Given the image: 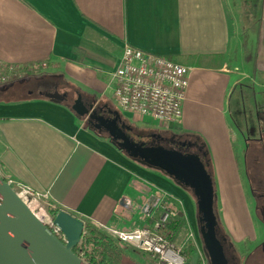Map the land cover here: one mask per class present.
I'll use <instances>...</instances> for the list:
<instances>
[{"label": "crops", "instance_id": "0c3cea01", "mask_svg": "<svg viewBox=\"0 0 264 264\" xmlns=\"http://www.w3.org/2000/svg\"><path fill=\"white\" fill-rule=\"evenodd\" d=\"M251 6L257 10L254 50L246 34L238 41L241 15ZM125 44L188 69L179 123L161 128L150 118L116 107L110 79ZM0 63L28 71L0 85V175L47 193L54 209L84 225L133 231L151 226L165 211L169 220L183 215L186 206L192 215L195 200L175 181L119 150L106 135L79 123L72 100L92 105L91 111L117 112L132 128L125 116L148 125L147 139L188 140L201 158L207 154L220 191L221 180L228 177L239 189L235 114L227 99L237 87L245 88L252 93L249 100L256 99L251 108L264 114V0H0ZM34 78L41 80L27 91ZM78 81L88 90H94L89 83L103 89L106 84L101 99L93 102L77 92L72 83ZM52 84L59 94L66 93L68 102L47 97ZM107 91L110 100L102 102ZM240 118L260 131L256 141L247 139L243 146L248 156L261 160L264 121ZM143 120H151L153 127ZM134 132L139 136V130ZM255 142L263 144L248 146ZM145 207L151 209L147 214ZM219 207L233 244L261 242L246 200Z\"/></svg>", "mask_w": 264, "mask_h": 264}, {"label": "built area", "instance_id": "2783aa9c", "mask_svg": "<svg viewBox=\"0 0 264 264\" xmlns=\"http://www.w3.org/2000/svg\"><path fill=\"white\" fill-rule=\"evenodd\" d=\"M26 72L25 68L0 63V85L9 84ZM110 82L114 103L120 111L139 118H150L161 128L170 127L181 120L188 86L186 67L125 44ZM5 180L35 218L64 243V235L54 224L56 214L53 215L52 211L55 209L47 201V193L34 191L10 178ZM143 210L147 214L151 209L145 207ZM169 221V214L165 211L163 217L151 226L133 231H121L104 225H94V228L124 251L132 249L146 254L150 264H187L182 247L173 242L175 233L167 228ZM199 252V264H208L205 254Z\"/></svg>", "mask_w": 264, "mask_h": 264}, {"label": "water", "instance_id": "95a60500", "mask_svg": "<svg viewBox=\"0 0 264 264\" xmlns=\"http://www.w3.org/2000/svg\"><path fill=\"white\" fill-rule=\"evenodd\" d=\"M47 97L62 99L58 94H47ZM72 110L80 118L92 112V105L85 107L77 98ZM119 117L116 114L115 119ZM126 150L130 158L161 171L191 191L198 224H204L199 233L209 262L226 264L223 248L215 236L213 182L199 155L130 143ZM54 224L64 235V243L34 217L9 184L0 178V264H83L73 249L80 243L84 223L60 211L54 217Z\"/></svg>", "mask_w": 264, "mask_h": 264}, {"label": "rangeland", "instance_id": "374dc122", "mask_svg": "<svg viewBox=\"0 0 264 264\" xmlns=\"http://www.w3.org/2000/svg\"><path fill=\"white\" fill-rule=\"evenodd\" d=\"M241 21L240 24H242V28L239 31L238 34V41L240 42V40H242L243 36L246 34L248 37V41L252 44L253 43V50L255 48V31H256V19H257V10L255 7L251 6L248 9L245 7V12L241 15ZM239 48L241 50V44L239 45ZM252 52L248 51V55L247 57L251 56ZM28 72V71H27ZM26 72V73H27ZM37 74V73H34ZM35 76V75H33ZM18 79V78H16ZM14 79V80H16ZM36 80V81H34ZM31 79L30 81H28V85L26 87V90H34L36 89V85L39 84L38 81H40L41 79L38 78H34ZM13 82V81H12ZM46 83V82H45ZM48 86L50 87V82L46 83ZM73 86H75V89L77 92H80L84 95H86L88 98H90L93 102H97L98 99H101L100 95L101 93L104 91V89L106 88V84L104 86V89L98 84V83H89L91 86L94 87L93 89H86L84 88V83H82V81H78V82H73L72 83ZM63 87H60V91H62ZM48 89V88H47ZM66 91L68 89H65ZM241 90L244 92V98L241 99L240 97V92ZM247 89L245 88H240L237 87V89L233 92V94L227 99V105L231 111V113L235 114L233 116V121H234V127H233V132H234V136L237 142L236 145V150L238 152V165L241 167V174L242 177H239V180L241 182V187L239 189H234L233 188V184H234V180L231 177L228 178H223L220 182V187L222 186V190H219V183L216 180L215 181V187H214V204H215V208H216V212H218L219 210V205H225L228 203L229 205L231 204V202L233 200H235V202H240L241 205H244V201L246 200L247 203V208L249 210V213L251 214V218L253 221V225L255 226V235L257 236V240L262 241L264 239V228L261 226V224H259L254 215L255 213V209H254V203H253V198L251 197V193L248 191V185L245 183L244 181V177H245V172H247L249 175L253 174L255 175V173L251 172L247 169L246 170V166L249 165V161H250V157L247 155V150L245 152V147L246 143L248 142L247 139H250L251 141H256V139L259 138V132L258 130L255 129L254 123L248 124L247 126H245V123H242V120L240 117L245 118L247 121L253 120L255 117L258 118L261 121H264V114L262 112H260L259 110H255L253 108H251L252 105L255 104L256 99H253L252 101L249 100V97L252 96V93H247ZM105 100H110V92L108 93V91L105 93V97L103 98L102 102H104ZM257 103L259 105V100L257 99ZM115 107V106H114ZM116 108V107H115ZM117 110V109H116ZM118 111V110H117ZM121 113V112H120ZM123 115V114H122ZM238 115V116H236ZM124 116V115H123ZM125 119L127 120V122L129 124L133 125V129L138 131L139 130V136L142 139H147L146 138V126L144 125H139L137 122H132L131 119H128L125 116ZM83 118H80L79 123L82 124ZM147 123H150V127H153V122L151 120H143ZM145 127V128H144ZM138 130H137V129ZM179 136V135H177ZM181 138H185V136L181 135ZM191 137H194L196 140H199V137H196L195 135H191ZM264 138V135H263ZM163 144V143H162ZM251 144H254L255 146L257 144L262 145L263 143L258 142V143H248V146L250 147ZM244 145V146H243ZM253 146V145H252ZM264 147V144L261 146ZM171 148H174L173 146ZM176 149V148H174ZM189 153H191V150H188ZM263 157V156H262ZM259 159V157H258ZM249 162V163H248ZM248 163V165H247ZM261 164L264 165V157L261 159ZM250 169V167H249ZM263 170V169H262ZM244 195V196H243ZM193 214H190V209L186 206L185 210H183L184 214H183V218L187 220L189 226H187L186 223H184L183 227L179 230L178 233H175V239H174V244L176 246H181L182 250H183V256L186 259V263L187 264H199V255L198 252L199 250L202 251L201 247V242H200V236H199V232H198V221H197V214H196V204L193 202ZM177 212V211H175ZM176 215V214H175ZM172 216L171 219H176V217ZM171 221V220H170ZM104 235V234H103ZM229 235V234H228ZM256 240V241H257ZM230 241H232V236H230ZM245 243H248L247 241ZM260 243V242H258ZM257 243V244H258ZM237 248L239 249V245H236ZM248 251V250H247ZM203 252V251H202ZM199 252V253H202ZM125 254L132 259V261H126L127 264H150V259L149 257L142 253V252H138L132 249H127L125 250ZM207 263L210 264L208 257H206Z\"/></svg>", "mask_w": 264, "mask_h": 264}, {"label": "flooded vegetation", "instance_id": "af4514ba", "mask_svg": "<svg viewBox=\"0 0 264 264\" xmlns=\"http://www.w3.org/2000/svg\"><path fill=\"white\" fill-rule=\"evenodd\" d=\"M52 87V92L48 94H58L62 97L61 101H69L66 93L59 94L60 92L57 91V85L52 84ZM41 92L43 93L42 89ZM75 100H72V105ZM88 106L89 105H87V107ZM116 114L119 115L117 112H113L111 110L94 108L91 113L80 118H83L85 124L93 128L94 131H97L99 134L106 135L112 142H114L119 147V150L124 152L126 155H129L126 150L128 143L138 144V146L142 145L143 147H163L166 149L176 148L175 150L183 154L199 155L196 150H193L189 147L188 140L174 141L173 139H162L161 137L142 139L134 132V129L129 126L121 117H119V119H115ZM172 146L174 148H171ZM188 150H191L192 152L189 153ZM249 162V165L247 163L248 166H246V170L248 169L250 173L253 172L255 173V175H249L247 172H245L244 181L248 185V191L251 193V197H254L253 203L256 213L254 217L256 221L261 224V226L264 228V165L261 164V160L256 157H250ZM260 175L262 176V180L259 178ZM215 218V236L223 248L226 264H264V239L258 244H253L248 241V243L244 242L239 245L238 249L237 246L233 244L232 241H230V237L226 229L221 224L219 214H215ZM203 226L204 224H197L198 232L199 229ZM200 242V246H202L201 249L203 253L206 257H208L203 247L201 236Z\"/></svg>", "mask_w": 264, "mask_h": 264}, {"label": "trees", "instance_id": "16d2710c", "mask_svg": "<svg viewBox=\"0 0 264 264\" xmlns=\"http://www.w3.org/2000/svg\"><path fill=\"white\" fill-rule=\"evenodd\" d=\"M200 159L205 165L207 172L211 176L213 187H215V180L213 179V174L210 167V160L208 159L207 154L204 155V157L202 158L200 157ZM149 168L153 169L151 167ZM153 170L159 171L157 169H153ZM159 172L162 173L161 171ZM0 178L3 181H6L3 177ZM168 178L171 179L170 177ZM175 183L178 184L177 182ZM185 190L188 191L190 194H192L189 189H185ZM214 212L215 214H219V211L216 212L215 204H214ZM57 213L58 211L56 209L52 211L53 215ZM184 223L185 221L183 215L177 216L176 219L169 221L167 228L174 233H178L179 230L183 227ZM73 253L80 258L83 264H127L128 261H132V259H130L125 254V251L123 249L118 247L107 236L103 235L102 233H100L90 225H84V230L80 243L73 249Z\"/></svg>", "mask_w": 264, "mask_h": 264}, {"label": "bare ground", "instance_id": "6f19581e", "mask_svg": "<svg viewBox=\"0 0 264 264\" xmlns=\"http://www.w3.org/2000/svg\"><path fill=\"white\" fill-rule=\"evenodd\" d=\"M35 217V216H34ZM37 219V218H36ZM38 220V219H37Z\"/></svg>", "mask_w": 264, "mask_h": 264}]
</instances>
